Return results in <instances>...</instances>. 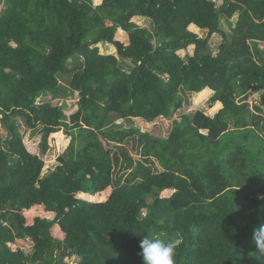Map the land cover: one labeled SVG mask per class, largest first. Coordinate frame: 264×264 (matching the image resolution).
Listing matches in <instances>:
<instances>
[{
    "label": "trees",
    "instance_id": "trees-1",
    "mask_svg": "<svg viewBox=\"0 0 264 264\" xmlns=\"http://www.w3.org/2000/svg\"><path fill=\"white\" fill-rule=\"evenodd\" d=\"M60 78L78 96L68 116L36 102L64 96ZM191 98L211 113L180 114L164 137L132 125ZM262 225L264 0L3 1L0 264H142L146 235L174 241L175 264H264Z\"/></svg>",
    "mask_w": 264,
    "mask_h": 264
},
{
    "label": "rangeland",
    "instance_id": "rangeland-1",
    "mask_svg": "<svg viewBox=\"0 0 264 264\" xmlns=\"http://www.w3.org/2000/svg\"><path fill=\"white\" fill-rule=\"evenodd\" d=\"M135 22L138 24L143 25V20L141 18H136ZM201 36L205 35L204 31L199 32ZM213 38L215 40L220 39L219 34H213ZM178 54L180 56L185 55V50L178 51ZM60 86L65 88L66 94L63 96L61 94H54L48 92L43 97H38L36 99V102L41 103L44 101H49L54 105L61 106L63 108L64 113L68 116L71 113H73L77 109V93H70L67 94V82L64 80V78H60ZM202 110L207 114L211 113V109L208 108L207 102L205 99L195 101L193 98L190 99L189 104H184L183 107L178 109L171 118H157L151 122L144 121L140 118H135L132 121V125L137 126L140 131L142 132H148L152 135L158 136V137H164L167 135V133L170 130L171 122L173 119H178L179 115L182 113H191L195 110ZM20 132L23 135V142L25 144V147L30 151L31 153L38 154V143H39V134H34L31 129L25 127L19 120H17ZM6 132L3 130L2 135H5ZM67 136L60 132L57 136H51L49 140V148L45 152L44 155L40 154L41 157L44 160V167L42 169V175L46 174L49 170L53 169L57 165V157L64 151V149L67 146ZM110 193V188H107L101 192H98L94 195H88V194H79L78 197L92 200V201H104L108 194ZM16 244L21 248L24 249V251H30L31 250V240L23 239V240H17Z\"/></svg>",
    "mask_w": 264,
    "mask_h": 264
},
{
    "label": "clouds",
    "instance_id": "clouds-1",
    "mask_svg": "<svg viewBox=\"0 0 264 264\" xmlns=\"http://www.w3.org/2000/svg\"><path fill=\"white\" fill-rule=\"evenodd\" d=\"M264 225L254 233L258 247L264 246ZM142 264H175L176 244L174 241H164L160 238L144 236L139 243Z\"/></svg>",
    "mask_w": 264,
    "mask_h": 264
},
{
    "label": "crops",
    "instance_id": "crops-1",
    "mask_svg": "<svg viewBox=\"0 0 264 264\" xmlns=\"http://www.w3.org/2000/svg\"><path fill=\"white\" fill-rule=\"evenodd\" d=\"M3 1H4V0H0V10H1L2 7H3Z\"/></svg>",
    "mask_w": 264,
    "mask_h": 264
}]
</instances>
